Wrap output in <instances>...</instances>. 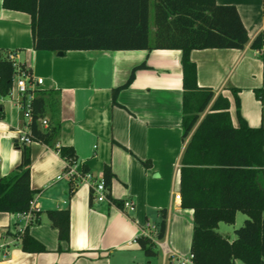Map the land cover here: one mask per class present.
<instances>
[{"label":"crops","instance_id":"crops-1","mask_svg":"<svg viewBox=\"0 0 264 264\" xmlns=\"http://www.w3.org/2000/svg\"><path fill=\"white\" fill-rule=\"evenodd\" d=\"M149 4V41L155 3ZM235 5L248 31L244 48H197L191 51L196 63L198 84L230 101L232 122L239 126L233 87L239 89L240 113L251 127L264 126V95L256 90L264 84L262 50L252 47L264 29V0H216ZM150 44H153L150 41ZM16 52L22 66L43 83L35 89L58 91L46 113L57 128L52 143L34 141L31 150V186L37 191L32 202L40 209L38 221L26 226L45 250L23 248L25 221L17 213L0 212V264H168L169 260L191 255L194 210L182 206V157L189 137L183 138L184 70L179 48L37 50L34 46L32 16L4 8L0 0V54ZM142 63L131 83L122 88L116 101L113 89L124 85L134 67ZM13 90L0 96V173L11 175L20 164L19 129H25ZM45 128V127H43ZM75 150L78 169L90 171L94 179L104 178L106 167L114 173L109 192L114 199L99 201L91 196V185L71 179L64 173L66 160L56 144ZM58 176H62L58 178ZM125 200L135 210L124 209ZM116 201L122 203L118 204ZM69 208L70 240L59 239L48 211ZM164 211L167 228L158 239ZM225 223V222H221ZM220 223V224H221ZM217 230L235 240L229 229ZM228 224V223H225ZM233 225V224H228ZM150 231L159 254L148 257L137 242ZM235 230V229H234ZM238 259L235 260L237 264Z\"/></svg>","mask_w":264,"mask_h":264},{"label":"trees","instance_id":"trees-1","mask_svg":"<svg viewBox=\"0 0 264 264\" xmlns=\"http://www.w3.org/2000/svg\"><path fill=\"white\" fill-rule=\"evenodd\" d=\"M150 0H3L4 8L25 11L32 16L34 46L37 50L68 51L87 49H154L179 48L183 51L184 117L183 138L189 140L182 157L180 191L182 206L194 210V232L191 245L194 264H264V126L251 127L240 113L239 89L233 87L238 108L239 126L232 122L230 101L219 95L203 117L214 98V91L198 84L196 63L191 51L197 48H244L248 31L235 5L218 4L216 0H158L155 3V39L149 41ZM262 50L264 62V29L252 42ZM0 54V96H8L14 87L17 69ZM128 81L113 89L116 101ZM31 100L32 120L29 127L35 141L52 143L57 128H43L48 106L58 100V91L34 89ZM262 99L264 84L256 90ZM27 96L23 97L26 101ZM2 109H0V113ZM22 116L24 113L21 111ZM22 158L14 172L0 173V212H26L37 194L31 186V150L22 144ZM61 156L76 162L75 150L61 146ZM87 171V167H84ZM114 173L108 166L104 181L110 189ZM77 181H71L74 190ZM91 196L94 191L91 189ZM108 197L114 200L110 193ZM118 204L122 205L119 201ZM247 215L244 224L235 229L230 241L217 228L221 222L234 224L236 214ZM59 239L70 240L69 208L48 211ZM40 213L36 214V221ZM167 228L164 211L159 224L158 239ZM22 245L30 252L45 250L32 236L24 233ZM137 242L148 257L159 254L152 236L140 235ZM168 264H174L170 259Z\"/></svg>","mask_w":264,"mask_h":264},{"label":"built area","instance_id":"built-area-1","mask_svg":"<svg viewBox=\"0 0 264 264\" xmlns=\"http://www.w3.org/2000/svg\"><path fill=\"white\" fill-rule=\"evenodd\" d=\"M7 58L11 60L14 66L17 69V74L14 78V87L12 89L16 90L20 93V97L17 100L18 107L20 111L24 113L25 118L27 119V123L25 129H19L18 141L20 144L29 145L33 143L35 140L32 137V132L29 127V124L32 120V105L31 100L33 98V93L29 92L30 90H34L36 86L41 85L43 83V78L33 77L21 64L20 58L16 52H9L7 54ZM27 96L26 101H23V97ZM42 127H48L49 121L46 118L41 120ZM56 149L60 152L61 145L59 143L56 144ZM66 160V159H65ZM71 180L75 181H87L91 185V189L94 191L95 197L99 201H111L108 197L109 189L105 184L104 178L100 180L94 179V175L90 171H81L78 169L77 162L70 163L66 160V170L64 173ZM62 176H58L61 178ZM176 199H182L181 193H177L175 195ZM124 209L133 211L135 210V204L131 200H125L123 203ZM40 212L39 207L34 205V202L31 203L30 209L26 212L17 213L18 217H21L25 221V226L21 228L20 233H24L26 226L31 222L36 221V214ZM143 235L151 236L150 231H145ZM174 264H194L193 262V254H191L187 258H177L174 260Z\"/></svg>","mask_w":264,"mask_h":264},{"label":"rangeland","instance_id":"rangeland-1","mask_svg":"<svg viewBox=\"0 0 264 264\" xmlns=\"http://www.w3.org/2000/svg\"><path fill=\"white\" fill-rule=\"evenodd\" d=\"M153 27H154V18L152 16V18H151V28L152 29L150 31V37H151L150 41L152 43L154 42ZM246 218H247V215L245 213H243L241 211H238L237 214H236V220H235L233 225H228V224H225V223H221L220 227H221L222 231H224V232H226V230L229 229V231H231L232 236H234L235 235L234 234V231H235L234 229L241 227L244 224ZM237 264H246V262H244L241 259H238Z\"/></svg>","mask_w":264,"mask_h":264},{"label":"water","instance_id":"water-1","mask_svg":"<svg viewBox=\"0 0 264 264\" xmlns=\"http://www.w3.org/2000/svg\"><path fill=\"white\" fill-rule=\"evenodd\" d=\"M63 53H64V51H59V54H61V55H62Z\"/></svg>","mask_w":264,"mask_h":264}]
</instances>
